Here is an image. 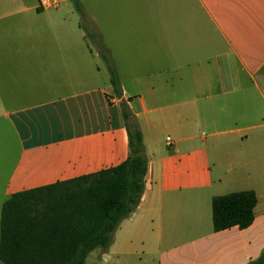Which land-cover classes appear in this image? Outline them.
I'll list each match as a JSON object with an SVG mask.
<instances>
[{"label": "crops", "instance_id": "obj_1", "mask_svg": "<svg viewBox=\"0 0 264 264\" xmlns=\"http://www.w3.org/2000/svg\"><path fill=\"white\" fill-rule=\"evenodd\" d=\"M66 1L46 8L39 0H0V117L18 145L1 206L14 193L124 162V103L127 122L142 135L147 173L135 211L100 250L103 263L258 258L264 0H73L84 3L83 23L60 7ZM85 30L101 38L121 97ZM224 147L231 155L221 158L214 150ZM239 191L256 194L252 224L213 231L212 199Z\"/></svg>", "mask_w": 264, "mask_h": 264}, {"label": "trees", "instance_id": "obj_2", "mask_svg": "<svg viewBox=\"0 0 264 264\" xmlns=\"http://www.w3.org/2000/svg\"><path fill=\"white\" fill-rule=\"evenodd\" d=\"M79 13L81 12L78 8ZM96 43L109 75L112 93L122 95L119 78L101 38L85 30ZM128 156L121 164L70 180L10 195L0 212L2 264H85L87 256L105 250L120 222L138 206L147 173L142 135L128 123ZM253 191L232 192L211 201L213 231L246 229L254 220ZM247 264H264V251Z\"/></svg>", "mask_w": 264, "mask_h": 264}, {"label": "rangeland", "instance_id": "obj_3", "mask_svg": "<svg viewBox=\"0 0 264 264\" xmlns=\"http://www.w3.org/2000/svg\"><path fill=\"white\" fill-rule=\"evenodd\" d=\"M81 3L79 4L78 1L71 0V1H66L65 4L61 3L60 7L67 6L69 11L75 13L77 20L83 23L86 20V18L81 8L84 7V3L83 2ZM90 5L88 6V9L89 8L95 9L93 13L98 15L99 13V9H97L98 6L96 5L90 6ZM76 6L80 7L79 9L81 11L80 13L77 9L75 10ZM214 152L218 153L217 156L223 158V156L225 157L231 155V148L225 149L224 147L218 149L217 151L214 150ZM17 153H18V145L15 142V139L13 138V135L11 134L7 124L0 117V208H1V203L3 201L4 185L10 173V170L13 167ZM226 153L229 154L227 155ZM100 254H101L100 250L94 251L91 254V256L87 259L86 264H104L103 261L100 259ZM94 256H97L95 257V260H93ZM0 264L2 263L0 262Z\"/></svg>", "mask_w": 264, "mask_h": 264}, {"label": "built area", "instance_id": "obj_4", "mask_svg": "<svg viewBox=\"0 0 264 264\" xmlns=\"http://www.w3.org/2000/svg\"><path fill=\"white\" fill-rule=\"evenodd\" d=\"M39 6L50 8L56 6V2L55 0H39ZM166 140L169 141V138H167Z\"/></svg>", "mask_w": 264, "mask_h": 264}]
</instances>
